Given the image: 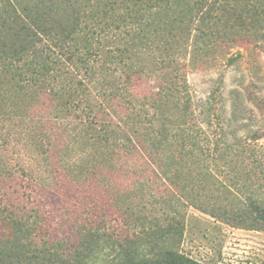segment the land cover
Wrapping results in <instances>:
<instances>
[{
	"label": "trees",
	"instance_id": "obj_1",
	"mask_svg": "<svg viewBox=\"0 0 264 264\" xmlns=\"http://www.w3.org/2000/svg\"><path fill=\"white\" fill-rule=\"evenodd\" d=\"M257 42L264 0H0V264H204L177 249L183 220L118 206V174L140 162L169 189L224 169L235 203L207 213L264 231V144H255L264 132L237 135V89L230 116L214 92L196 113L181 72L186 47L192 62ZM248 99L264 118V97ZM23 127L28 168L1 148ZM65 181L100 187L120 216L135 215L134 231L83 225L72 242L48 236L38 206L24 200ZM184 197L195 205L197 195ZM156 199L173 209L166 195Z\"/></svg>",
	"mask_w": 264,
	"mask_h": 264
},
{
	"label": "rangeland",
	"instance_id": "obj_2",
	"mask_svg": "<svg viewBox=\"0 0 264 264\" xmlns=\"http://www.w3.org/2000/svg\"><path fill=\"white\" fill-rule=\"evenodd\" d=\"M257 43L258 45L225 48L223 52L215 48L204 58L192 62L190 47H186V52L181 56L184 64L181 72H184L196 113L214 92L224 100L225 109L221 114L230 116L233 96L231 91H239L240 99L236 104V108L239 105L236 115L241 122L238 123L241 126H238L236 131L239 137L254 130L264 132V118L248 99L251 95L264 97V42ZM229 57L234 58L232 63L228 62ZM137 85L141 86L140 90L148 86L147 83L141 82ZM250 110L254 118L248 120L246 116ZM212 123L211 129L216 126L214 119ZM242 124H249L250 127H243ZM24 128H13L8 144L1 148L7 150V156L15 163H21L23 167L28 168L30 161L26 157L24 147ZM255 144L257 147L264 144V137ZM234 169L233 171L239 174L249 171L254 181L259 176L257 170L249 166H236ZM118 176L113 189L119 192L118 206L122 210L129 207L135 213L144 214L159 222L172 217L183 220V235L176 245L180 252L204 264H264L263 230L238 227L231 221L221 222L207 213L216 205L231 206L235 203V188L228 181L224 169H212V175L205 176V179L198 183L193 180L194 174L185 175V179L178 181V186L171 185L170 189V184L160 179L157 170L142 165L141 162L133 165L128 172L120 170ZM136 178L141 181L136 182ZM168 191L169 194H166ZM189 193L197 195L193 201L195 205H190L191 198L184 197ZM212 194L215 196L212 197ZM162 195L172 201V210L158 203L160 199L156 198ZM29 196L25 198L24 203L38 206L44 218V228L48 236L53 238L72 242L75 232L83 225L96 226L100 232L107 230L115 237H124L131 234L134 231L131 227L137 224L134 214L120 216L111 206L108 194L101 192L100 187L95 185L86 188L65 181L52 188L32 190ZM99 220L105 224L98 223Z\"/></svg>",
	"mask_w": 264,
	"mask_h": 264
}]
</instances>
